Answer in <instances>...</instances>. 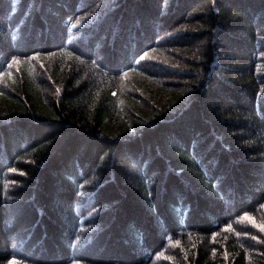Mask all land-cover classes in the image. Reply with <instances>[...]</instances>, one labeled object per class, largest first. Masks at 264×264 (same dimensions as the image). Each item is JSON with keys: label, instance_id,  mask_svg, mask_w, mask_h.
<instances>
[{"label": "trees", "instance_id": "obj_1", "mask_svg": "<svg viewBox=\"0 0 264 264\" xmlns=\"http://www.w3.org/2000/svg\"><path fill=\"white\" fill-rule=\"evenodd\" d=\"M0 264H264V0H0Z\"/></svg>", "mask_w": 264, "mask_h": 264}, {"label": "bare ground", "instance_id": "obj_2", "mask_svg": "<svg viewBox=\"0 0 264 264\" xmlns=\"http://www.w3.org/2000/svg\"><path fill=\"white\" fill-rule=\"evenodd\" d=\"M77 34V33H76ZM73 36V35H72ZM75 36V35H74ZM93 55V54H92ZM40 121V120H39Z\"/></svg>", "mask_w": 264, "mask_h": 264}]
</instances>
